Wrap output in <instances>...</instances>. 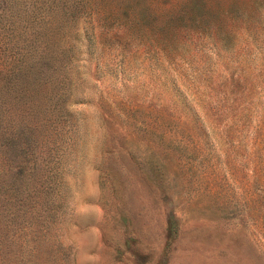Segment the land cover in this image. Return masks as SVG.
<instances>
[{
	"label": "rangeland",
	"instance_id": "374dc122",
	"mask_svg": "<svg viewBox=\"0 0 264 264\" xmlns=\"http://www.w3.org/2000/svg\"><path fill=\"white\" fill-rule=\"evenodd\" d=\"M0 264H264V0H0Z\"/></svg>",
	"mask_w": 264,
	"mask_h": 264
}]
</instances>
